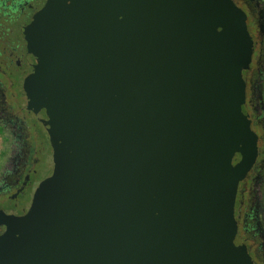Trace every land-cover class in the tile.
I'll list each match as a JSON object with an SVG mask.
<instances>
[{"label":"water","instance_id":"obj_1","mask_svg":"<svg viewBox=\"0 0 264 264\" xmlns=\"http://www.w3.org/2000/svg\"><path fill=\"white\" fill-rule=\"evenodd\" d=\"M246 19L232 0H48L24 86L54 169L24 216L0 213V264H254L235 219L259 156Z\"/></svg>","mask_w":264,"mask_h":264},{"label":"flooded vegetation","instance_id":"obj_2","mask_svg":"<svg viewBox=\"0 0 264 264\" xmlns=\"http://www.w3.org/2000/svg\"><path fill=\"white\" fill-rule=\"evenodd\" d=\"M246 15L253 42L250 67L244 72L246 110L259 138V156L240 183L235 219L237 232L254 264H264V3L232 0ZM48 0H0V213L24 216L39 184L54 169L53 149L45 127L28 109L25 81L32 72L23 31ZM6 227L0 224V236Z\"/></svg>","mask_w":264,"mask_h":264},{"label":"rangeland","instance_id":"obj_3","mask_svg":"<svg viewBox=\"0 0 264 264\" xmlns=\"http://www.w3.org/2000/svg\"><path fill=\"white\" fill-rule=\"evenodd\" d=\"M262 2L264 3V0H262ZM262 91H263V95H264V83H263ZM1 146H2V139L0 138V168L3 166L4 160H5L4 153L1 152V150H2Z\"/></svg>","mask_w":264,"mask_h":264}]
</instances>
